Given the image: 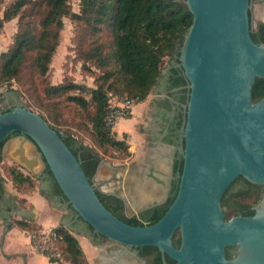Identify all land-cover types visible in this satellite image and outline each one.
Instances as JSON below:
<instances>
[{
  "label": "water",
  "instance_id": "obj_1",
  "mask_svg": "<svg viewBox=\"0 0 264 264\" xmlns=\"http://www.w3.org/2000/svg\"><path fill=\"white\" fill-rule=\"evenodd\" d=\"M185 4L193 18L176 66L188 82V93L180 104L183 120L174 146L182 166L174 171L175 197L154 223H125L98 198L95 189L101 184L94 177L105 168L109 175L104 182L121 180L133 188L125 166L101 159L91 182L60 133L40 114L12 94V106L0 112V146L7 135L19 133L4 141L1 153L34 178L47 167L76 216L120 244L101 254L98 264H136L130 248L142 246L157 248L174 264H264V44L250 36L255 31L251 11H258L260 19L264 5L261 0ZM238 176L261 185L262 195L252 215L225 219L221 198ZM111 193L122 199L128 216L154 202L151 198L132 209L126 195ZM128 198L132 203L130 192ZM4 219L3 233L13 225L11 216L4 214ZM176 230L178 247L172 242ZM227 247L236 248L235 256L226 257Z\"/></svg>",
  "mask_w": 264,
  "mask_h": 264
},
{
  "label": "trees",
  "instance_id": "obj_2",
  "mask_svg": "<svg viewBox=\"0 0 264 264\" xmlns=\"http://www.w3.org/2000/svg\"><path fill=\"white\" fill-rule=\"evenodd\" d=\"M68 1L14 0L4 11L0 17V29L4 22L20 15L12 45L0 53V84L11 80L21 82L26 70L39 76L44 98V100L40 98V108L48 111V115L37 113L51 128L60 133L64 143L78 158L86 177L92 182L96 167L102 158L92 146L84 144L70 132L61 131L54 125L57 116L52 115V112L56 111L57 101L53 99L66 95L68 101L77 104L88 113L91 134L99 145H109L130 155L129 144L125 139L117 138L105 125L104 118L109 99L113 95H125L126 98L133 100L134 104L144 101L163 76L162 63L164 58H167L165 68L169 88L178 87L180 92L178 100L185 103L188 82L176 63L179 61L184 34L190 27L193 17L185 0H80L78 12L70 11ZM68 15L81 27V35L83 37L88 35L90 38L87 49L81 50V57L84 62H91L102 71L95 86L78 84L72 80L51 84L46 78L59 44V34L63 28L62 18ZM250 36L255 43L264 44V22H258ZM10 91L16 93L15 90ZM9 109L10 107L4 108L0 112ZM182 120L180 114L174 123L175 129L181 126ZM15 134L18 132L7 135L1 146L6 139ZM181 166L182 161H176L174 171L180 172ZM46 170L52 177L48 168ZM9 175L16 187L23 183L28 185L32 183L33 177L17 167H9ZM239 178L245 183L246 188L231 195H228L227 189L221 198V206L226 209L225 219L234 216L237 210H246L243 214L252 215L251 206L261 198L263 191L261 185L248 182L242 176ZM3 183L4 179L0 176V198L5 193ZM53 184L54 192L63 197L55 180ZM95 192L103 205L117 218L131 225L144 226L154 223L164 214L175 197L177 185L165 204L153 206L143 214L132 217L123 215V203L120 198L107 195L98 189H95ZM252 195L254 197L252 203L242 201L244 196ZM79 219L81 220L80 217ZM12 222L26 232L36 231L37 228L31 219L21 218ZM87 228L93 243L105 238L94 232L89 225ZM55 229L62 235L59 244L60 254L49 258V261L54 263L61 255L62 259L69 260L71 264H87L76 237L62 224H58ZM172 242L176 247L179 246V230L174 232ZM145 249L146 253L155 250L161 254L153 246H145ZM231 249V247L225 249L226 257L232 255ZM165 261L166 264H174L167 255Z\"/></svg>",
  "mask_w": 264,
  "mask_h": 264
},
{
  "label": "rangeland",
  "instance_id": "obj_3",
  "mask_svg": "<svg viewBox=\"0 0 264 264\" xmlns=\"http://www.w3.org/2000/svg\"><path fill=\"white\" fill-rule=\"evenodd\" d=\"M13 1L14 0H0V17L3 16L4 11L12 4ZM261 2L264 5V0H261ZM79 3L80 0H69L68 4L70 11L78 12ZM19 15L10 21L3 23V26L0 29V53L7 50L12 45L14 35L18 29ZM251 15L252 27L256 29L258 22H264V11L260 19H258V11H251ZM62 20L63 28L59 34V44L56 48L54 56L52 57L46 78L51 84H56L64 80H72L78 84L95 86L96 82L98 81L97 77L102 73V71L94 67L91 62H84L81 57V50L87 49L90 38L88 35H85L84 37L81 35V27L78 24H75L70 15L63 17ZM166 64L167 58H164L162 63V73H164L166 70ZM156 88L157 85L152 88L144 100L146 101L144 106L147 116H149V112L152 109L154 99L158 97ZM10 90H15L16 93ZM0 94V110L12 106V94L31 110L42 113L46 116L48 115V111L40 108V98L44 100L41 91L40 78L37 74L31 73L29 70L24 72L21 82L11 80L8 83H1ZM114 97L124 98L125 95H113L110 98ZM53 101H57L55 106L56 111L52 112V115L57 116V121L54 122V125L57 128L64 132H70L84 144L92 146L102 159L109 161L113 166H125L126 170H132L131 181L133 188L130 190L127 189L126 184H124V182L122 183L121 180L105 187H103L101 184L99 186L100 190L109 191L115 189L120 194L122 193L126 195L128 201L131 204L130 206L133 209H135L134 205L139 206L148 202L153 197L165 195L170 174L168 161L170 159L171 148L165 145H159L155 142L154 137L157 127H155L154 124H151V118H149V121L146 119H143L142 121L140 116H138L134 121L135 125L132 130V145L135 146V150L132 151V154L130 153V155H127L124 151L118 150L112 146L99 145L91 134L92 132L88 120V113L77 104L68 101L66 99V95L57 97L53 99ZM137 107L138 106H135L133 109L136 110L138 109ZM113 131L120 135L121 126L116 125L112 132ZM118 138L127 139L128 137L127 135H123V137L120 136ZM9 167H17L23 173H28L18 164L13 162L9 157L1 153L0 176L4 179L3 186L5 192L3 196L7 197L8 194L12 193L10 196L13 197V200L19 203L20 207L31 208V206H29L30 204H26L27 200L23 196L25 194H32V192L42 194L39 181L37 178L33 177L31 180V185L23 183L21 186L16 187L11 182ZM108 175L109 171L106 168L103 169L97 176L94 177L95 183H100L101 181L105 180ZM125 178L126 177H124V180ZM128 192L131 194V199L133 200L134 205L128 198ZM253 198V195L251 197L244 196L242 201L252 203ZM45 207L46 208L44 210L45 212H43V215H54L56 210L54 208L52 209V205L48 203ZM228 212L231 214L230 210ZM15 219L16 218H14V220ZM35 224L37 226V228H35L36 231H22L26 236L29 237L30 250L43 255L34 247L33 239L37 235L41 234L42 231L47 230V227H43L37 222H35ZM56 226L48 227L55 228ZM65 228L69 230L78 240L87 264H98L99 256L101 254H108L110 251H115L120 248V244L106 238H100L97 243H93L87 230H77L74 227H71L73 230L67 227ZM58 249L60 250V248ZM45 257L48 259L50 264H71L69 260H65L64 258L62 259L61 255L58 257L59 260L54 263L50 262L49 258L55 256Z\"/></svg>",
  "mask_w": 264,
  "mask_h": 264
},
{
  "label": "flooded vegetation",
  "instance_id": "obj_4",
  "mask_svg": "<svg viewBox=\"0 0 264 264\" xmlns=\"http://www.w3.org/2000/svg\"><path fill=\"white\" fill-rule=\"evenodd\" d=\"M167 68L166 71L163 73V76L159 79L157 83V90L160 92L158 94V97L154 99V102L152 104V109L149 112V118L152 119L151 124H154L156 128L155 132V137L154 140L157 144L159 145H165V146H172L171 149V163L170 165V174H169V179H168V186L165 191L164 196H159V197H153L152 199L154 202H152L151 205L147 207H141L139 210H136L134 213L131 215H127L125 207L123 205L122 213L126 217H132V216H138L141 215L145 212V210L156 206V205H163L165 204L169 197L173 195L174 193V188L177 185V179L175 178L174 174V165L176 164V161L180 162V158L178 157V154L176 151H174V146L178 145V128H174V123L177 120V117L181 114V109H180V102L178 100V96L180 95L179 88L178 87H173L169 88L168 81H167V76H166ZM172 98L173 102L169 101L168 99ZM182 115V114H181ZM148 118V121L150 120ZM183 118V115H182ZM19 134V133H18ZM18 134L12 135L10 137L16 136ZM9 137V138H10ZM47 167H44L41 172H40V177L37 178L39 181V186L41 187L42 192L56 201L57 203L64 205L68 209V213L64 216V221L70 225V227H74L77 230H87L89 232L90 236V231L87 228V225L85 222L79 219V217L76 216V213L70 208V206L66 203L65 199L62 196L57 195L54 192V179L51 177L46 170ZM105 180L101 181L100 184H102L103 187L115 183L113 182H104ZM133 185V184H132ZM246 188L245 183L239 178V176L227 187L228 189V195H231L233 193H237L239 191H242ZM226 189V190H227ZM100 192H106L105 194L107 195H113L117 198L115 194H112L111 192H118L117 190H109V191H102L98 188ZM225 190V191H226ZM122 200V199H121ZM155 200H158L156 202ZM123 203V201H122ZM133 204V200H132ZM145 204V203H143ZM141 204V205H143ZM254 206V205H253ZM253 206H251V210H253ZM16 208V206H15ZM5 209H14L11 205V202L9 199L5 198L2 196L0 198V212ZM133 209V208H132ZM224 208V212H225ZM246 212V210H237L235 211L234 215H242V216H247L246 214H243ZM91 238V237H90ZM92 240V239H91ZM130 250L133 253H136L137 256V261L136 264H163L165 261V256L161 257V254L157 253L155 250H151V252H145V246L142 247H133L130 248ZM231 256L227 258H231L235 256L236 254V248L232 247L231 249ZM163 260V261H162ZM160 261V262H159ZM166 263V261H165Z\"/></svg>",
  "mask_w": 264,
  "mask_h": 264
},
{
  "label": "crops",
  "instance_id": "obj_5",
  "mask_svg": "<svg viewBox=\"0 0 264 264\" xmlns=\"http://www.w3.org/2000/svg\"><path fill=\"white\" fill-rule=\"evenodd\" d=\"M156 93H160L157 88ZM145 103L146 101L137 103L136 105H134V107L138 106V109L135 110L133 109L134 107L131 108L129 116L119 120L116 125L121 126L120 135L113 131L117 138L120 136L123 137V135H127L128 138L125 140L129 144V151L131 154L132 151L135 150V146L132 145V130L135 125L134 121L138 116H140L142 121L143 119L148 120L149 118L147 116V113L145 112ZM168 168L170 170L169 164ZM125 174L127 175V177H129V180L131 181L132 170L127 169L125 171ZM10 195H12V193L8 194L5 198L9 199L14 209H5L0 212V264H50L45 256L30 250L29 237L26 236L22 229H20L15 223L9 226L8 230L3 233L5 221L4 214L11 216L12 220H14V218H26L37 222L43 227H48L56 226L61 222L67 224L64 221V216L68 213L67 207L57 203L50 197H46L44 194H37L36 192H32V194H25L23 196L27 200L26 204L28 203L30 204L29 206H31V208H24L20 207L19 203L13 200V197ZM48 203L52 205V209L54 208L56 210L54 215L52 216L43 215V212H45L44 210L46 208L45 206Z\"/></svg>",
  "mask_w": 264,
  "mask_h": 264
},
{
  "label": "built area",
  "instance_id": "obj_6",
  "mask_svg": "<svg viewBox=\"0 0 264 264\" xmlns=\"http://www.w3.org/2000/svg\"><path fill=\"white\" fill-rule=\"evenodd\" d=\"M133 100L129 98H110L108 110L105 114V125L111 131L122 118L130 113ZM62 241V235L54 227H47V230L41 232L33 239L34 247L47 257L59 255V244Z\"/></svg>",
  "mask_w": 264,
  "mask_h": 264
}]
</instances>
